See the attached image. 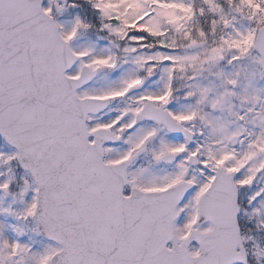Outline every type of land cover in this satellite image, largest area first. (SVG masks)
I'll list each match as a JSON object with an SVG mask.
<instances>
[{"label":"snow or ice","instance_id":"snow-or-ice-1","mask_svg":"<svg viewBox=\"0 0 264 264\" xmlns=\"http://www.w3.org/2000/svg\"><path fill=\"white\" fill-rule=\"evenodd\" d=\"M0 264H264V0H0Z\"/></svg>","mask_w":264,"mask_h":264}]
</instances>
